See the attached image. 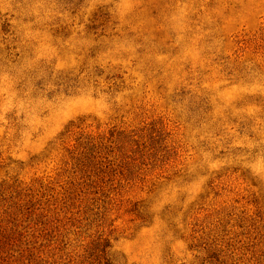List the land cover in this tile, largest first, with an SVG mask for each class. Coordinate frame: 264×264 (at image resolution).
<instances>
[{
  "label": "rangeland",
  "instance_id": "obj_1",
  "mask_svg": "<svg viewBox=\"0 0 264 264\" xmlns=\"http://www.w3.org/2000/svg\"><path fill=\"white\" fill-rule=\"evenodd\" d=\"M0 264H264V0H0Z\"/></svg>",
  "mask_w": 264,
  "mask_h": 264
}]
</instances>
